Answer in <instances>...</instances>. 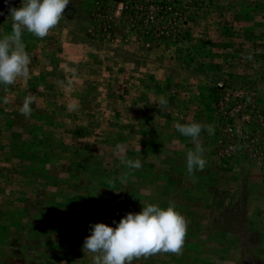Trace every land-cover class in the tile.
Wrapping results in <instances>:
<instances>
[{"label": "rangeland", "instance_id": "obj_1", "mask_svg": "<svg viewBox=\"0 0 264 264\" xmlns=\"http://www.w3.org/2000/svg\"><path fill=\"white\" fill-rule=\"evenodd\" d=\"M21 4L0 0V37ZM23 41L31 78L0 85V264H93L90 225L148 203L175 206L186 243L133 264H264V0H71L48 37ZM192 122L215 133L189 175L175 125Z\"/></svg>", "mask_w": 264, "mask_h": 264}, {"label": "clouds", "instance_id": "obj_2", "mask_svg": "<svg viewBox=\"0 0 264 264\" xmlns=\"http://www.w3.org/2000/svg\"><path fill=\"white\" fill-rule=\"evenodd\" d=\"M70 2L71 0H22L20 7L9 8L11 32L0 37V85L5 86V93L9 90L8 86L31 78L32 57L23 41L25 31L45 39L59 26L60 21L64 20V12ZM5 3H8V0H5ZM76 79L78 71L72 68L70 78L67 81H59L58 86L72 88ZM36 100V95L29 93L19 108L20 114L29 118L33 111L31 105ZM3 103H9L7 95L3 97ZM159 105L163 109L167 100L161 97ZM79 107L75 100L67 105L69 111H78ZM175 128L182 136L189 137L194 145V149L189 150L186 155L189 175H194L196 170L203 171L207 160L203 155L204 148L200 137L203 131L214 135V127L211 124L192 122L176 123ZM117 147L119 149V146ZM122 151L123 149H119V152ZM119 159L120 163L130 170L142 168L139 159L132 160L126 156H119ZM121 183H126L123 177ZM188 225L187 219L174 205L162 208L157 204L148 203L143 205L139 213H127L116 227L102 222L90 225L91 234L85 238L82 250L93 254V264H133L134 260L148 259L156 255H178L182 253L186 243Z\"/></svg>", "mask_w": 264, "mask_h": 264}, {"label": "built area", "instance_id": "obj_3", "mask_svg": "<svg viewBox=\"0 0 264 264\" xmlns=\"http://www.w3.org/2000/svg\"><path fill=\"white\" fill-rule=\"evenodd\" d=\"M232 130H233V129H232L231 127H229L228 131H229V132H232Z\"/></svg>", "mask_w": 264, "mask_h": 264}]
</instances>
